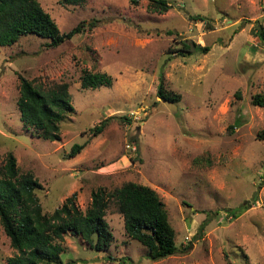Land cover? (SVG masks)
<instances>
[{"label": "rangeland", "instance_id": "1", "mask_svg": "<svg viewBox=\"0 0 264 264\" xmlns=\"http://www.w3.org/2000/svg\"><path fill=\"white\" fill-rule=\"evenodd\" d=\"M39 0L59 31L84 27L53 47L48 38L20 34L0 47V167L15 154L21 173L46 212L76 192L81 210L97 186L125 181L152 187L163 202L177 250L148 259L128 238L113 201L104 218L108 249L64 234L62 261L74 264H264V0ZM264 36V34H263ZM207 46L178 54L179 41ZM81 69L107 72L111 86L81 88ZM19 74L45 90L64 82L75 110L60 123V139L38 136L19 119ZM161 81L180 94L168 103ZM104 128L93 133V125ZM74 142L81 150L68 157ZM0 225V264L15 253Z\"/></svg>", "mask_w": 264, "mask_h": 264}, {"label": "trees", "instance_id": "2", "mask_svg": "<svg viewBox=\"0 0 264 264\" xmlns=\"http://www.w3.org/2000/svg\"><path fill=\"white\" fill-rule=\"evenodd\" d=\"M38 1L0 0V47L16 42L20 34L46 37L47 44L55 47L84 27L80 21L64 33L60 32L54 18ZM64 1L76 3L81 0ZM145 7L149 12L161 13L169 6L167 0H148ZM263 34L261 26L256 25L254 35L262 43ZM193 50L205 53L208 47L181 40L179 48L174 51L183 55ZM18 77L20 85L16 102L23 125L43 138L60 139L61 121L75 110L66 89L68 83L42 90L23 75ZM111 84L112 78L107 72L81 69V88L93 89ZM155 93L168 103H176L180 98V94L165 89L161 81ZM251 102L264 107V95L254 93ZM104 124L102 120L93 125V133H99ZM83 146L74 142L67 156H74ZM41 187V182L31 172L19 171L15 154L9 150L0 167V225L15 253L6 258V264H74L75 259L64 262L61 259L65 233L78 236L91 249H108L112 239L104 208L109 201H113L115 210L121 214L125 235L145 247L148 259L165 258L177 250L163 202L150 186L128 180L108 191L99 185L91 191L90 203L84 210L77 205L76 192L73 191L51 212L41 208L36 194V189Z\"/></svg>", "mask_w": 264, "mask_h": 264}]
</instances>
